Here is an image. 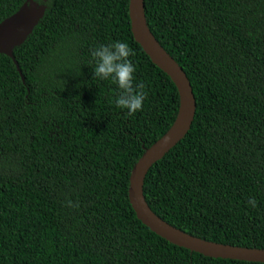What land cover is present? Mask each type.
<instances>
[{
  "label": "trees",
  "instance_id": "16d2710c",
  "mask_svg": "<svg viewBox=\"0 0 264 264\" xmlns=\"http://www.w3.org/2000/svg\"><path fill=\"white\" fill-rule=\"evenodd\" d=\"M25 1L0 0V22ZM33 1L45 10L13 50L20 72L0 54V264H264L191 252L137 218L130 172L180 100L134 39L129 0ZM143 1L196 102L187 134L148 170L145 200L192 236L264 249V0ZM114 41L135 50L146 85L134 116L89 66Z\"/></svg>",
  "mask_w": 264,
  "mask_h": 264
},
{
  "label": "water",
  "instance_id": "95a60500",
  "mask_svg": "<svg viewBox=\"0 0 264 264\" xmlns=\"http://www.w3.org/2000/svg\"><path fill=\"white\" fill-rule=\"evenodd\" d=\"M44 10V5L26 0L14 14L0 22V54L11 58L19 72L13 50L32 32L43 17ZM129 16L134 39L151 61L171 78L177 87L180 100L171 127L144 150L130 172L128 196L137 218L159 237L191 252L213 258L264 263V249L225 245L197 238L163 221L148 206L143 194L144 178L153 164L187 134L194 118L196 102L186 74L151 33L144 14L143 0H129Z\"/></svg>",
  "mask_w": 264,
  "mask_h": 264
},
{
  "label": "clouds",
  "instance_id": "9594fccd",
  "mask_svg": "<svg viewBox=\"0 0 264 264\" xmlns=\"http://www.w3.org/2000/svg\"><path fill=\"white\" fill-rule=\"evenodd\" d=\"M90 55L89 66L93 67L94 78L109 81L120 89V94L114 100L115 107L126 110L129 116L142 112L147 92L146 85L136 80L137 69L131 59L136 55L135 50L126 42L114 41L97 45ZM248 203L252 208L258 206L255 198H250ZM68 206L79 208V204H73L71 200Z\"/></svg>",
  "mask_w": 264,
  "mask_h": 264
}]
</instances>
